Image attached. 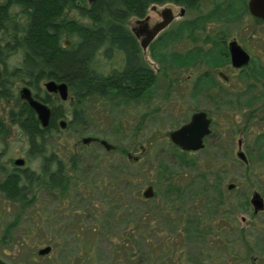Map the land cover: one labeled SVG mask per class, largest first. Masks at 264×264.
Here are the masks:
<instances>
[{"label":"rangeland","instance_id":"rangeland-1","mask_svg":"<svg viewBox=\"0 0 264 264\" xmlns=\"http://www.w3.org/2000/svg\"><path fill=\"white\" fill-rule=\"evenodd\" d=\"M246 1L199 0L184 16L193 29L162 37L146 49L157 69L141 99L88 98L82 128L58 127L48 135V152L61 160L60 174L68 177L65 187H37L26 193L30 201L23 205L0 191L1 259L24 264H264V98L245 104L246 99L233 95L250 80L214 88L200 81L195 88L202 64L176 66L195 59L193 47H209L208 36L197 29L220 26L219 20H207L212 13L234 18L242 12L241 22H228L232 36L248 45L253 64L264 67V22L245 14ZM65 13L86 21L73 10ZM251 29L261 39L257 48V36L246 43L244 30L251 35ZM183 52L190 54L182 58ZM120 66L119 56L108 61L99 54L94 64L104 74ZM20 85L13 81L11 98L0 97V180L13 167L12 159L25 158V136L8 120V111H19L23 103ZM62 103L67 120L71 105ZM194 108L209 112L212 133L201 149L181 151L168 133ZM82 137L94 139L83 143ZM238 140L246 163L236 156ZM127 153L139 157L133 160ZM23 165L39 170L37 159ZM147 185L153 196L144 198ZM253 191L263 199L262 210L255 213L249 203ZM46 245L49 251L38 255L37 249Z\"/></svg>","mask_w":264,"mask_h":264},{"label":"trees","instance_id":"trees-1","mask_svg":"<svg viewBox=\"0 0 264 264\" xmlns=\"http://www.w3.org/2000/svg\"><path fill=\"white\" fill-rule=\"evenodd\" d=\"M160 1L0 0V97L11 98L12 82L23 81L35 97L51 105L45 128L25 103L19 111H8L10 123L25 136L26 155L39 159L35 172L40 175L36 177L27 168L5 172L0 180L4 198L23 205L30 201L25 199L27 192L40 186L63 189L68 178L60 174L58 161L54 162L55 169H50L54 156L48 152V135L57 131V120L65 119L67 109L39 87L42 81H63L71 92L66 130L82 128L79 120L88 98L136 102L145 95L155 81V73L147 69L139 50L119 27L127 16L140 15L148 3ZM66 10L85 17L86 24L66 16ZM66 38L69 43L64 45ZM98 54L108 61L119 56L121 66L101 73L94 67ZM50 171L54 174L48 176ZM130 237L127 234L125 239L129 242Z\"/></svg>","mask_w":264,"mask_h":264},{"label":"flooded vegetation","instance_id":"flooded-vegetation-1","mask_svg":"<svg viewBox=\"0 0 264 264\" xmlns=\"http://www.w3.org/2000/svg\"><path fill=\"white\" fill-rule=\"evenodd\" d=\"M94 1V0H93ZM199 0H161L160 2H150L148 3L144 10L142 11V13L140 15H129L126 18H124V20H122L121 25L122 27H119L123 33L125 35H127L128 40L131 41V43L134 45L135 48H137L140 52V55L142 57V60L144 61V63L147 66L148 70L151 71H155L157 69V67L155 65H153V62L148 60L146 57V49L148 47H151L152 43L154 41H160V39L162 37H166V36H173V35H183V31L184 30H190L193 28H189L190 23L188 22V19H185L184 16L186 14L187 11H189V9L195 8V6L197 5ZM87 3H90L86 0ZM75 3H78L77 1ZM245 14L250 15V17L253 18V20L256 23H263L264 20L254 17L252 16L248 11L245 12ZM168 16L169 20L168 22L159 30H157L155 33H152V30L161 22L163 21V18H166ZM69 18H73L71 16H68ZM208 17V16H207ZM224 17V18H223ZM74 19V18H73ZM227 19V20H226ZM230 19H239L240 22L242 21V12L237 13L234 18L229 14H223L221 15L220 13H212V15L209 16V18L207 19L208 21H218L219 20V27H215L216 30L214 29H205V28H199L198 30V34L200 36H208L207 38L204 39V41L207 39L208 42L210 43L209 47H207L205 50H201L198 48H192V50H190L193 54V56H195V59H192L190 61H185V60H181L179 61V63H177V68H184V67H189V68H193L196 66H199L200 64H202V66L204 67L200 73H198L194 79V87L196 85V83H200V81L202 82H207L210 85V88H214L215 86H220V85H224V86H230L231 82L235 81V83L237 81H247L250 80L249 83L244 84L245 87L241 88L240 91L238 90L237 92H235L233 95L234 96H240L243 97L244 99H246L245 104H250L251 101L253 100H258L259 98L262 100V98H264V91H263V84H262V80H264L262 77H264V67L260 66L259 64H253V60H252V55L250 53V49L247 47L248 45H246L242 40L239 42L235 37L232 36L231 33V29L228 23ZM77 20V19H74ZM81 24H86V21L83 23V21L78 20ZM191 25L194 24L193 21H190ZM249 31V30H247ZM252 32L251 35L246 33V30H244V35L246 38V43L248 42H253V38L256 37L257 35L253 34L254 32H256L257 30L251 29ZM243 32V30L241 31ZM152 33V35H151ZM151 35V37L149 38V40L147 41V43L142 46L141 42L145 39L146 36ZM257 39L255 41V46L257 48L258 46V42L261 41V39L257 36ZM231 41H235V43L248 55V60L246 62V64L242 65V66H233L230 60V52H229V42ZM69 43V40L66 38L64 39V45H67ZM189 52L187 54H185L184 52L181 53L182 58L185 56H189L190 54ZM202 56H207L204 60H200V55ZM199 55V56H198ZM202 56V59H203ZM117 69V68H114ZM1 74H2V69L0 66V80L1 79ZM189 77V74H187L186 78ZM251 78V79H250ZM48 80H53V79H48ZM47 81L44 80L40 83L39 87L47 94H50L54 100L59 101V102H63L65 100H67L68 102H70L72 100V95L71 92L69 91L68 87H67V94L65 99H61L58 95V93L56 92H48L45 90L43 83ZM56 81V80H53ZM21 82V85L19 86V88L23 85H25L29 90L31 95L41 101L40 99H38L37 97H35V94L32 90L31 87H29L28 85L24 84L23 81H19ZM57 82H61V81H57ZM63 82V81H62ZM66 84V83H65ZM220 84V85H219ZM12 86V84H11ZM10 86V88H11ZM221 87V86H220ZM18 88V91H19ZM196 88V87H195ZM256 91L252 92L251 89H255ZM18 93V92H17ZM224 95H231L230 91H225ZM19 97V94H18ZM20 98V97H19ZM21 99V98H20ZM22 100V99H21ZM23 103L26 104V102L24 100H22ZM43 102V101H41ZM44 104H46L49 109H50V114H51V105H48L47 103L43 102ZM27 105V104H26ZM28 106V105H27ZM202 110L206 113L207 117L210 118V128L212 125V120L211 117L209 116V112L206 109H201V108H194L191 110L190 115L195 112V111H199ZM256 110V109H253ZM252 111L251 109L249 110V112ZM250 115V114H249ZM188 117V119H189ZM50 118V117H49ZM188 119L186 121H188ZM60 120H64V125L63 127H65L66 125V119L61 118L57 120V124L60 127ZM186 121L182 122L181 124L185 123ZM180 124V125H181ZM178 125V126H180ZM177 126V127H178ZM212 133V129L210 134H208L207 136H205L202 140L203 145H204V141L207 137H210ZM240 145V140L237 141V146ZM25 151H24V155L25 158L23 157H17L11 160V163L13 165L12 168H17V169H25V166L23 165L25 163V160H34L37 159V163L39 165V159L36 157H29L28 155H26L27 152V145L25 142ZM50 152L53 154L54 156V161H53V166H51L50 169H54V162L58 161L61 165V160L56 156V154L50 150ZM187 152V151H186ZM189 152V151H188ZM20 158L22 161L20 164H14V161L16 159ZM11 168V169H12ZM8 172V171H7ZM14 173V172H12ZM35 172V176L39 177V173ZM53 175V172H49L47 173L48 176ZM66 176V175H65ZM153 196V195H152ZM151 196V197H152Z\"/></svg>","mask_w":264,"mask_h":264},{"label":"water","instance_id":"water-1","mask_svg":"<svg viewBox=\"0 0 264 264\" xmlns=\"http://www.w3.org/2000/svg\"><path fill=\"white\" fill-rule=\"evenodd\" d=\"M88 2L93 0H87ZM247 11L254 17L260 18L264 20V0H247L246 1ZM169 18H163L153 30L152 33H155L157 30L162 28L167 22ZM151 33V35H152ZM151 35L145 37V39L141 42L142 46H144ZM229 52H230V60L233 66H242L246 64L248 60V55L235 43V41L229 42ZM43 86L48 92H56L58 93L61 99H65L67 94V85L65 82H57L53 80H47L43 83ZM19 97L26 102L28 107L34 112L35 118L38 121L40 127L45 128L48 125L49 117H50V109L43 102L35 99L30 90L25 86H21L18 91ZM60 127L62 128L64 125V120H60ZM210 118L207 117L206 113L202 110L193 112L188 121L176 127L175 129L169 131L168 138L170 142L177 147L181 151H196L203 147V138L210 134ZM94 138L90 137H82L81 141L86 143ZM102 145L108 148V144L100 140ZM127 158L136 160L139 155H130L126 154ZM236 156L246 163L245 156L243 152L239 149L236 151ZM21 159L18 158L14 161V164H20ZM232 187L231 184L228 185V188ZM153 195V189L151 185H147L142 191V196L144 198H149ZM249 203L252 207V211L255 213L257 211L262 210L263 208V199L261 195L257 191H253L249 198ZM49 251V246H43L37 249L36 253L38 255H44ZM0 264H24V263H10L0 258Z\"/></svg>","mask_w":264,"mask_h":264}]
</instances>
